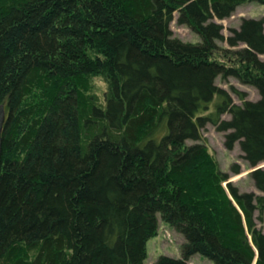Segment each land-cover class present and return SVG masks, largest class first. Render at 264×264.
<instances>
[{
  "label": "trees",
  "instance_id": "16d2710c",
  "mask_svg": "<svg viewBox=\"0 0 264 264\" xmlns=\"http://www.w3.org/2000/svg\"><path fill=\"white\" fill-rule=\"evenodd\" d=\"M251 2L0 0V264H145L159 214L185 241L153 264H264V195L228 182L203 134L264 163V19L227 38L217 21ZM176 12L200 40L174 35ZM225 40L246 46L218 55ZM231 77L260 98L236 103Z\"/></svg>",
  "mask_w": 264,
  "mask_h": 264
},
{
  "label": "rangeland",
  "instance_id": "374dc122",
  "mask_svg": "<svg viewBox=\"0 0 264 264\" xmlns=\"http://www.w3.org/2000/svg\"><path fill=\"white\" fill-rule=\"evenodd\" d=\"M177 17L178 13L176 12L175 19L171 23V29L173 30L174 35L185 42H197L200 40L198 35H196L191 28L178 24ZM244 18L264 19V5L255 2L241 5L232 16L217 21L223 25V33L227 38L231 35L232 29L239 28L241 26ZM219 45L222 50L218 55H222V51L225 50L237 51L246 46L245 44H240L237 47H232L226 40L220 42ZM260 57L264 59V55H261ZM219 59L221 58L219 57ZM91 81L94 90L100 96H102L108 89L106 78L103 76L93 77ZM217 84L228 90L231 93L233 100L238 104H242V100L234 92V89L245 92L247 99L258 100L260 98L259 91L255 87L243 84L240 80L234 77L228 78L227 80L219 78ZM224 117L229 119L230 115L227 114ZM203 134L207 139L213 155L220 165V169L230 174L228 182L232 181V183L237 186L241 192H254L257 195H264V193L258 190L255 186V183L250 175L255 167H252L242 157L243 153L239 143H237L234 148L228 149L226 146V133L219 131L213 124H207L203 130ZM235 164L239 166L241 170L240 174L233 173L232 166ZM260 165L264 166V163ZM228 182H225L224 185L226 186ZM255 215L258 227L264 231V214L262 219H259V212L256 211ZM158 218L159 229L157 235L149 240L148 257L145 260V264H153L162 255L172 256L175 258H182L183 256L182 245L185 241L184 236L167 223L161 214L158 215ZM190 264H214V262L208 257L196 254L191 258Z\"/></svg>",
  "mask_w": 264,
  "mask_h": 264
},
{
  "label": "water",
  "instance_id": "95a60500",
  "mask_svg": "<svg viewBox=\"0 0 264 264\" xmlns=\"http://www.w3.org/2000/svg\"><path fill=\"white\" fill-rule=\"evenodd\" d=\"M6 121H7V112L5 109V105L2 104L0 106V162L2 158V149H3V131H4ZM259 168H264V166L259 165L255 167L254 170L259 169Z\"/></svg>",
  "mask_w": 264,
  "mask_h": 264
}]
</instances>
